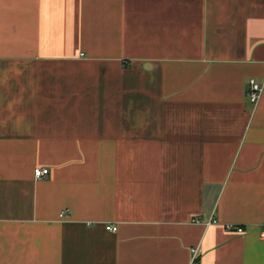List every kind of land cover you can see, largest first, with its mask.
<instances>
[{
	"label": "crops",
	"instance_id": "1",
	"mask_svg": "<svg viewBox=\"0 0 264 264\" xmlns=\"http://www.w3.org/2000/svg\"><path fill=\"white\" fill-rule=\"evenodd\" d=\"M263 230L264 0H0V264H264Z\"/></svg>",
	"mask_w": 264,
	"mask_h": 264
},
{
	"label": "built area",
	"instance_id": "2",
	"mask_svg": "<svg viewBox=\"0 0 264 264\" xmlns=\"http://www.w3.org/2000/svg\"><path fill=\"white\" fill-rule=\"evenodd\" d=\"M263 93V86L257 83L255 80H251L249 82V90H248V96L250 99V102L254 105H257L262 97ZM49 175V169H38L35 171V178L41 179ZM106 230L111 233H117L118 227L115 225H107ZM229 230H233L232 227L229 228ZM237 232L239 234H242L244 232L243 229H237ZM261 240L264 241V230L261 232ZM197 257V251H195V260ZM195 260H193V264L195 263Z\"/></svg>",
	"mask_w": 264,
	"mask_h": 264
}]
</instances>
